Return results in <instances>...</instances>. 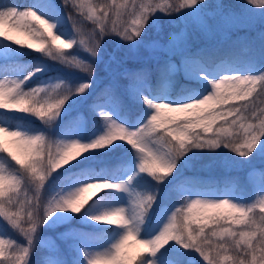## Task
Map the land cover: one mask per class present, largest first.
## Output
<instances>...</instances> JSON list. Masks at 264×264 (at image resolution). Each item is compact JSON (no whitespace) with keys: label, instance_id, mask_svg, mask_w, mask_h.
<instances>
[{"label":"snow or ice","instance_id":"snow-or-ice-1","mask_svg":"<svg viewBox=\"0 0 264 264\" xmlns=\"http://www.w3.org/2000/svg\"><path fill=\"white\" fill-rule=\"evenodd\" d=\"M64 3L92 30L54 0L0 2V264H264V31L259 48L224 54L188 43L189 29L264 25V0L239 11L219 0ZM165 20L181 32L147 40ZM110 37L129 54L123 66L115 51L104 61ZM142 46L168 59L145 67ZM31 53L55 63L22 65ZM50 68L69 75L32 84ZM177 73L186 83L173 95ZM89 101L91 128L73 116ZM205 150L244 171L254 198L234 178L184 176Z\"/></svg>","mask_w":264,"mask_h":264},{"label":"rangeland","instance_id":"rangeland-1","mask_svg":"<svg viewBox=\"0 0 264 264\" xmlns=\"http://www.w3.org/2000/svg\"><path fill=\"white\" fill-rule=\"evenodd\" d=\"M64 2V0H62ZM0 2L6 3V4H18V5H26L27 3H29V0H0ZM68 8L71 10V6L68 5ZM259 23L256 24V26L251 29V30H234V31H228V32H213V34L211 36H205L202 33H200L199 31L195 30V29H189V33H188V43L190 45V47L192 48V50H196L199 48H210V49H215L219 54H224L230 50H233L234 48H236L238 45H243L245 43L248 42H254L255 47L259 48V38H258V34L262 31H264V27L262 26H257ZM69 29L71 28V25H68ZM181 32V28L175 32L177 34H179ZM177 39H179V35L177 36ZM168 41V38L166 41L160 42L161 44H166ZM124 56L127 57L129 54L127 53L126 49H121ZM68 51H74V50H68ZM74 54H78V55H86L83 54L82 52L80 53H75ZM159 56L161 63H163L164 60H167L168 57L160 51H152L149 50L146 47H141L138 51V53L136 54L137 59L142 62L144 64L145 67H153L154 65V61L150 60V57L152 56ZM24 56H29V54H26ZM22 57V56H21ZM39 59L41 60H46L45 57H39L37 59L34 60L33 64L36 63ZM178 58H173V62H175V60ZM21 60V58H20ZM29 62H31L32 58L28 59ZM105 63H107V60H104ZM47 63L49 64H54L55 62L50 61V60H46ZM22 65L26 66V63H24V60H21ZM103 63V62H102ZM57 67H59L57 65ZM112 67L114 68V66L112 65ZM66 71H71V70H66ZM63 76V77H67L69 75V73L61 71L59 68H50L47 72L45 76H42L39 79H33V84H39L41 82L47 83L49 82V77H56L57 75ZM94 75L95 78L97 80H99L101 83L106 81L107 82H111L112 81V76L109 74V72L105 71V66L104 64H100L94 67ZM109 78V79H108ZM178 78V74H176L175 79ZM181 78H183L182 74H181ZM76 115H81L84 117V115L79 111L75 114H73V116ZM85 119V117H84ZM86 120V119H85ZM215 171H227V169H225L224 167H222L221 165L217 168V169H211V173L215 172ZM236 171L238 173H241L242 175H245L244 171H239V170H233ZM259 183V181H258ZM243 186V185H242ZM246 187H243L241 190L245 191ZM90 193H86L85 195H89ZM245 195L250 196V192L249 191H245ZM71 226H75V225H71ZM65 230V226H61L59 229H57V231H64ZM51 235H55L54 232H47L45 233V236H51ZM17 239H22L21 237L18 236L17 234ZM132 251H136L135 246L133 247ZM44 258V252L42 250L37 249L35 251V257L34 260L36 262L40 261L41 259Z\"/></svg>","mask_w":264,"mask_h":264},{"label":"trees","instance_id":"trees-1","mask_svg":"<svg viewBox=\"0 0 264 264\" xmlns=\"http://www.w3.org/2000/svg\"><path fill=\"white\" fill-rule=\"evenodd\" d=\"M54 2L57 4L58 7L61 8L62 11L65 12L66 15L71 13L73 16H76L77 20L82 21V18L78 17V15L76 13L72 12V10H70L68 8V5L66 6L62 0H54ZM216 2H217V0H209V3L212 7L215 6ZM219 2L223 3L225 8H230L234 11H239V5L241 3H246V0H219ZM82 23H83L86 31H91L92 28L94 27L88 21H82ZM257 26L264 27V25H260V24H258ZM180 28H181L180 26L173 27V26L169 25L167 23V21L165 20V22L163 24V29L159 33H156V32L150 33L146 39L147 40H158L160 42H163V41L167 40L169 33H175ZM115 39H116L115 37L105 38V47H106L107 51L102 54L104 56V60L108 61V54L115 51V48H114ZM115 55H116L117 61H120L122 63V66H123L126 62H125V56H124L122 50L115 51ZM39 57H41L40 54L31 53V54H29L28 59L29 58H39ZM101 64H104V63H101ZM30 65L31 64H29L28 66H30ZM112 65L115 68L116 62H113ZM129 66H134V65H129ZM148 68H152V67H148ZM120 70H122V67L120 68ZM45 74H46V72L43 74L37 73V76L34 78L38 79L42 75H45ZM181 82H184V81L180 78H177L174 80L173 95H175V93L181 89V87H182ZM109 83H111V82H107V80H106V81L100 83V87H104L105 85H107ZM96 90L98 91L99 89H96ZM89 103H90V101L85 102L83 105H81L79 108H77V111H81L83 113L85 119L88 122L89 128H91L93 125V121L95 119H97V117H94L91 114V112L89 111V107H88ZM76 112H74L73 114H75ZM33 119H35V118H33ZM35 123L37 126H42V125H40V122L38 120L35 121ZM0 155H4V154L0 153ZM115 159H116L115 155L109 154V157L107 158V162L114 161ZM220 159H221V157H219V156L215 155L214 153L209 152L207 150H205L203 152H199L198 159L193 160L192 163L188 167L184 168L183 175L188 176V177L195 176V177H201V178H205V179H215V180H221L224 178H234L237 181V183L241 186V189L243 187L247 188V185L245 183V175L244 174L242 175L241 173H238V172L233 171V170L215 171L213 173L210 172L211 169H217L220 166V163H219ZM97 167H99V165ZM62 170L63 169H61V171ZM258 181H259V178H257V183H256L257 188L259 187ZM152 183L155 184L156 182L153 181ZM166 188H167V186H165L164 188H161V193H160L161 196H163V193L166 190ZM249 192H250L249 197L254 198V193L251 191H249ZM173 199H174V197H173ZM167 202L170 203L171 200H169ZM194 255H196V254H194ZM196 258L199 259L198 256H196Z\"/></svg>","mask_w":264,"mask_h":264}]
</instances>
